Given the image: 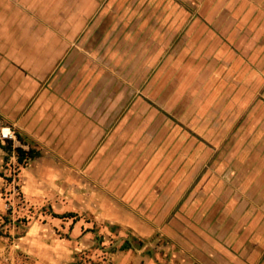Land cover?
I'll return each mask as SVG.
<instances>
[{
    "label": "rangeland",
    "instance_id": "rangeland-1",
    "mask_svg": "<svg viewBox=\"0 0 264 264\" xmlns=\"http://www.w3.org/2000/svg\"><path fill=\"white\" fill-rule=\"evenodd\" d=\"M103 10L87 32L100 52L71 73L62 60L40 87L82 102L90 122L103 113L99 146L114 159L102 180L82 181L83 166L73 189L23 195L30 160L20 164L14 148L30 145L3 133L19 132L5 113L21 111L17 81L30 71L0 47V264H37L22 241L48 222L57 239L79 223L95 233L99 215L83 209H119L140 242L98 231L104 242L76 250V264H112L125 249L147 257L131 264H264V0H104Z\"/></svg>",
    "mask_w": 264,
    "mask_h": 264
},
{
    "label": "crops",
    "instance_id": "crops-1",
    "mask_svg": "<svg viewBox=\"0 0 264 264\" xmlns=\"http://www.w3.org/2000/svg\"><path fill=\"white\" fill-rule=\"evenodd\" d=\"M10 2L12 3H8L7 0L0 1V5L9 6V9L0 14V47L8 54L14 55L13 58L20 69L30 71L28 78L23 72L21 77H18L17 84L27 87L20 93L23 105L22 109H19V106L18 109L22 112L26 102L32 98L33 106L21 117L20 112L5 113V116L17 123L20 127L19 132L30 147L41 149L38 156L29 159V166L24 168L21 174L20 186L23 195L28 199L39 200L66 192L77 186L75 184L79 181L77 173L82 172L79 168L83 166L86 170L82 181H87L85 176H89L92 181L102 180L106 166H113L114 159L113 156H104V148L101 149L99 146L105 134L102 126L103 113L97 115L96 118L99 120H95V123L90 122L87 114L94 113L88 112L82 102L72 99L67 102L58 98L56 101L54 96L48 98V94L40 87L46 79H50L52 72L58 68L62 60L65 61L63 69L71 73L72 70L81 68L84 54L100 52L96 46L97 39L89 40L91 35L87 32L91 22H95L96 28L103 20L104 0H10ZM253 16L255 14H247L246 20L254 21ZM56 81L58 80L55 78L52 83ZM63 82L66 85V81ZM34 92L39 93L38 96L32 97ZM3 150L1 147L0 159L4 154ZM83 210L85 212L91 210L99 215L95 233L89 231L88 223L84 232H79L77 226L82 230L79 223L73 230L71 229L70 238L57 239L48 231L51 229V223L48 222L43 226L38 225L39 235L34 234L31 229L29 235L23 238L22 245L31 252L32 259L37 264H76L74 258L76 250L104 242L102 237H97L98 231L103 234L105 230H117L118 234L115 235L117 240H120L119 235L123 237L127 235L128 237L121 242L128 246L131 245V239L134 243L140 242L131 231L133 228L137 229L138 225L133 222L131 216L122 215L119 209ZM55 219L49 218L53 221ZM109 239L106 235L107 242ZM262 251L263 249L261 253ZM174 256L181 257L178 253ZM135 257L139 258L140 262L147 259L132 249L109 254L112 264H131L130 260ZM166 263L196 264L192 260L182 261L178 257L166 260Z\"/></svg>",
    "mask_w": 264,
    "mask_h": 264
},
{
    "label": "trees",
    "instance_id": "trees-1",
    "mask_svg": "<svg viewBox=\"0 0 264 264\" xmlns=\"http://www.w3.org/2000/svg\"><path fill=\"white\" fill-rule=\"evenodd\" d=\"M16 136H17L18 141L21 144H24V145L29 144L28 141L24 138V136L20 132H17ZM7 150L8 149L6 148V151ZM14 152L17 155L19 163H23L24 161L29 160L31 158H35L36 156L39 155V153L36 152L35 149H33L32 147H30L29 150H25L22 147H17V148H14Z\"/></svg>",
    "mask_w": 264,
    "mask_h": 264
},
{
    "label": "built area",
    "instance_id": "built-area-1",
    "mask_svg": "<svg viewBox=\"0 0 264 264\" xmlns=\"http://www.w3.org/2000/svg\"><path fill=\"white\" fill-rule=\"evenodd\" d=\"M3 140L18 141L17 136L9 130V133H3Z\"/></svg>",
    "mask_w": 264,
    "mask_h": 264
},
{
    "label": "bare ground",
    "instance_id": "bare-ground-1",
    "mask_svg": "<svg viewBox=\"0 0 264 264\" xmlns=\"http://www.w3.org/2000/svg\"><path fill=\"white\" fill-rule=\"evenodd\" d=\"M6 131H8V130H6Z\"/></svg>",
    "mask_w": 264,
    "mask_h": 264
}]
</instances>
